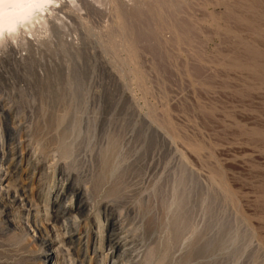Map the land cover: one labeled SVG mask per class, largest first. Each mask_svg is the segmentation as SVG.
Segmentation results:
<instances>
[{
    "label": "rangeland",
    "instance_id": "obj_1",
    "mask_svg": "<svg viewBox=\"0 0 264 264\" xmlns=\"http://www.w3.org/2000/svg\"><path fill=\"white\" fill-rule=\"evenodd\" d=\"M44 7L0 42V152L15 119L42 164L0 168V264H113L94 242L106 206L138 264H264V0ZM62 175L93 204L79 255L25 226Z\"/></svg>",
    "mask_w": 264,
    "mask_h": 264
},
{
    "label": "bare ground",
    "instance_id": "obj_2",
    "mask_svg": "<svg viewBox=\"0 0 264 264\" xmlns=\"http://www.w3.org/2000/svg\"><path fill=\"white\" fill-rule=\"evenodd\" d=\"M52 1L53 0H0V42L4 39L5 35L16 33L23 23L25 25V23L32 22V18L35 19L37 15L35 14L36 11L38 12L41 10V12H43L44 6H47ZM0 110H2L1 105ZM7 116L9 119V115ZM16 123V120H11V118L6 122L8 129L5 134V141L9 142V145L12 146L6 151L2 147L3 149H1L0 152V166L3 167L0 168L1 170L4 168V170H7L6 173L11 172L10 174H12L18 171L20 165L27 160L28 164L34 168L32 177H36L42 168V164L39 159L32 160V150L29 146H24V142L31 141L32 139L29 134H26L27 130L24 131L21 126H19L20 123H18V125H16ZM28 169L27 166L25 170L28 171ZM62 176L59 178L60 185L58 187H53V189L55 188L54 198L49 200L45 207L47 208V218L43 220L44 223L39 224L35 222V220H33V222L26 221L27 225L25 224V226L34 228V237H41L44 230H48L49 233L52 234V237L50 236L51 238L49 237V239L45 238L44 243L53 245L52 243L59 240L60 246L64 248L63 250L67 252L74 250V253L79 255L86 251V246L91 241L90 237L92 231L90 232V227L92 224L90 221L94 215L92 210L93 204L85 198V191L83 189L69 186V184L64 183L68 181V179ZM27 189L26 187L20 188V191L12 196V201L17 207L25 211V217L34 219L32 216V209L34 207ZM31 189L32 188H30V190ZM31 193L30 191V195L33 197L34 194L32 195ZM108 209L110 213L103 224L100 223V216H96L98 229L101 230H97L99 237L97 236L94 241L96 247L97 244H99V246L102 245L103 248L107 247L106 256L112 259L113 264H138L140 253L137 252L135 247L131 246L132 242L129 240L132 238L129 239L130 233L127 227L125 228L122 223L120 224V217L113 209L106 206L105 212ZM62 219L65 222L60 225L59 222ZM66 221H68V223H66ZM134 251L137 253H135V255L131 254ZM51 260L52 259H50V264L52 263Z\"/></svg>",
    "mask_w": 264,
    "mask_h": 264
}]
</instances>
